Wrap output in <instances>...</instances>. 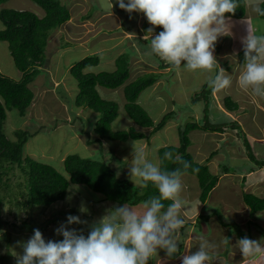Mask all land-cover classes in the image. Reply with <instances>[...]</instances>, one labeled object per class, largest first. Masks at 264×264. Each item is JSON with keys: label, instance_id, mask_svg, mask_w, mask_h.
Here are the masks:
<instances>
[{"label": "rangeland", "instance_id": "374dc122", "mask_svg": "<svg viewBox=\"0 0 264 264\" xmlns=\"http://www.w3.org/2000/svg\"><path fill=\"white\" fill-rule=\"evenodd\" d=\"M257 1L260 0H246V16L248 18L246 16L240 20L228 18L227 22L230 31L233 33L238 32L240 37L233 38V42L230 43L228 37H231V33L228 32L230 33L226 34L228 37H219L216 42L215 48L218 49V53H222L219 60H217L219 70L220 68L224 69L225 74L230 76L232 85L230 88L219 92L212 89L210 94L207 95L210 101V105H208L210 123L238 121L247 131L249 128L245 126V123L249 121L252 123V120H250L249 114H247V117L245 116L244 109H255L259 107L258 104H261L260 107L264 105V98L254 95L250 89L248 91L242 90L238 83L244 66V63L239 61L241 60L239 53L244 51L241 43L245 38L244 33H241V31L248 32V27L250 26L258 35L264 31V19L260 18L252 10L253 5L257 4ZM64 2L69 7L81 12L84 5H89L91 0H64ZM125 2L127 3V0ZM114 3L116 6L118 5L116 0H114ZM101 6V0H94V5L87 12L88 15H95ZM3 8L27 10L35 13L43 12V9L31 0H8L0 6V10ZM80 12L71 20L72 24H79L82 18V16H79ZM129 14L132 16L136 13ZM244 20L247 21L244 22ZM3 28L4 25L0 21V30ZM57 29L52 31L50 36ZM74 29L69 25H64L62 29L59 28L67 36H69L68 33L70 32L77 35ZM88 29V27H85V30ZM54 34L57 36L59 31ZM141 37H139L140 40H143L142 38L144 37ZM65 38L66 36L60 37V42L66 46L68 43L63 42L66 41ZM109 44L96 41L94 44L88 42L82 47L74 48V39V42L69 45V50L63 51L62 54L61 51L56 53L54 59H50L49 62H47L49 56L51 57L57 52L58 45L49 47L50 55H48L46 48V66L42 69L43 72L37 73L36 82L33 85H29L35 94L33 104L28 108L24 118L20 116L16 109L8 110L4 123V131L11 139L15 138L14 133L16 130L27 131L30 134V138L24 146L23 154L25 157L29 156L62 170L63 161L67 156L73 154L89 156L97 152L100 153V158L106 161L109 167L116 172L118 177L129 179L135 183L129 176L128 167L133 159V142L136 147L144 148L148 159L153 162L159 160L158 150L160 148L179 145L180 126L184 127L189 122L203 123V104H199V101L195 103V100H192L195 94L200 93L198 96L202 95V88L209 86L208 81L215 73L210 74L201 71L202 74H196V88L194 87V91L187 100L179 103L177 100L172 99L171 92L167 91L171 87V80L170 83H167V79L165 80L166 76H170V79H172L175 70L173 72L165 71L162 74L164 78H159L155 84L154 95H150L151 88H148L139 96V103L155 123L160 122L167 113L173 111L174 116L167 120L160 131L152 134L149 140L128 139L116 142L103 140L101 144L94 143L90 145L88 141L94 139V134L79 119V117L87 119L90 115H86V112L83 111H76L73 108V97L76 93V88L73 83L74 79L69 75L68 67L70 65L73 66L85 57L97 54L101 59L100 64L96 67H90L88 70L91 72L114 70L115 62H112L111 58L117 55L118 50L115 52L105 50L100 54H92L91 52L97 48H102L101 46H105L106 48ZM231 44H233L232 51ZM144 47L147 46L144 45ZM127 51L130 54L132 53L130 49ZM139 57L136 58L135 56L133 60V64L136 66L133 70L151 72L150 69L144 68V63ZM177 69L181 71L185 70L184 67ZM0 72L2 75L16 81L21 77L20 71L15 67L8 43L1 40ZM39 74L41 77H39ZM63 75H65V78L62 80L61 88L57 87L54 82H51L52 87L45 85V83L49 84L50 80L48 79L58 81L57 79H60ZM131 76L130 74V80H135L139 77L131 78ZM190 83L179 86L178 93L181 98L193 88V82L190 81ZM163 85L167 88L166 91H164ZM99 91L103 98L117 101L119 106L124 104L125 100L122 91L115 92L116 90L101 87ZM163 92L168 94L167 97L160 96V98H157ZM206 93L207 90L204 92V95ZM226 96H230L232 101L238 102L242 106L240 110L227 112L224 106ZM125 117L130 121L126 115ZM117 120L113 123V127L116 126ZM134 126L137 129L140 128L136 125ZM229 128L226 127L227 136H232L234 139H229V137H222L221 139L219 138V135H221L219 132H205L200 129L189 133L191 141L188 149L189 153L195 160L201 161L204 164H206V159L212 153H215L212 160L214 163L213 170L217 175H220V180L203 204L200 200L201 187L199 180L191 174L183 176V182L188 183V186L182 192V198L185 201V212L182 214L183 218H185V225L176 237L179 250L172 257H168L165 251L160 250L158 257L154 256L152 258L154 264H182L183 256L196 252L202 240L215 245V249H210V252L217 257L213 261V264H238L242 259L245 260L243 264H264V256L245 259L239 248L236 247L237 241L244 237H252L253 240L264 244V211L261 213L257 212L251 217L248 207L243 203V194L245 192H251L255 196L257 195V197H264V182H262L263 179L261 178L252 181L254 183L252 185H242V181L238 176L245 174L257 166L250 159V155L247 154L243 138L239 135H234L231 127ZM83 129H85L88 135L82 133ZM253 130L254 128H252ZM35 131L40 132L37 133ZM30 132L37 134L31 135ZM250 137H248L247 141L251 146L254 144L252 149L254 158L257 161H264V143H257L251 140ZM222 167L227 168L228 174L222 173ZM215 168L218 169L217 172ZM2 181L3 183L0 186V264H17V258L23 255L22 245L34 234V229H30V227H26L23 230L20 229L24 222L31 224L32 227H38L46 242L49 240L60 241L63 239V236L58 235L56 229L61 224H67V217L69 215L77 216L81 221L86 223L71 224L68 227L82 232L87 237L93 224L98 223L109 211L120 206L107 202L99 203L98 201H101L103 198L101 194L94 193L83 185L72 184L68 189L65 199L45 208L38 206L29 207L28 205H24L27 192L24 176L17 166L9 170ZM135 185L140 186L138 183H135ZM9 190L10 195H6ZM200 215L203 216L199 219ZM226 240L229 242L225 243Z\"/></svg>", "mask_w": 264, "mask_h": 264}, {"label": "trees", "instance_id": "16d2710c", "mask_svg": "<svg viewBox=\"0 0 264 264\" xmlns=\"http://www.w3.org/2000/svg\"><path fill=\"white\" fill-rule=\"evenodd\" d=\"M7 1L0 0V5ZM33 1L44 10L42 17L32 11H18L7 8L0 10V21L4 25V28L0 30V40L8 42L15 67L20 71V76L23 73V77L21 76L16 81L2 75L0 72V186L3 183V177L7 175L9 170L17 166L24 176L27 192L24 205H28L29 207L38 206L45 208L65 199L68 189L72 184L83 185L90 191L101 194L103 198L101 201H98L99 203L107 202L120 206L126 203L135 206L153 196H158V189L151 183H149L147 188H144L135 185L129 179L118 177L116 172L109 167L108 163L100 158V153L96 152L89 156H82V154L69 155L63 161V169L59 170L51 164L24 156V146L30 138V134L27 131L16 130L14 139H11L4 131L7 111L16 109L20 116L24 118L33 102L34 93L29 87V83L39 73L37 67L46 62L45 51L49 33L70 20L69 10L59 0ZM238 3L239 7L236 9L235 14H225L226 17L241 19L246 16L245 0H238ZM259 7L264 9V0L259 4ZM258 16L264 19V16L259 14ZM144 27L147 29L146 25ZM162 30V26L154 28V31L157 33ZM144 41L150 44V40ZM239 55H241V63H244V51L240 52ZM98 64V56L92 55L74 64L69 71L71 77L74 79L73 83L76 88V93L73 97V108L76 111L83 110V112H86V115H90L87 119L79 117L85 127H89L92 134H94V139L88 141L90 145L94 143L101 144L103 140L110 142L126 141L128 139L141 140L144 138L149 140L151 135L138 130L135 126H131L128 130H114L112 126L120 114V106L117 101L103 98L100 95V87L116 90L124 86L123 92L126 100L124 111L126 115L141 129H152V134L160 131L167 120L174 116L173 111L169 112L160 122L155 123L139 103L140 94L153 86L159 78L164 77L162 74H145L127 83L130 77V59L127 53L117 58V68L113 72L103 71L95 74L85 71L87 68L97 66ZM169 67L171 68V72L176 68L169 63L166 64L165 61H162L159 66L160 69ZM216 72H219V67L216 69ZM170 78V76H167V83H170ZM204 87L202 88V95L198 96L200 93H197L195 96L193 95L192 100H195V103L198 101L203 103V123L189 122L184 127L180 126L179 145L164 146L158 150L159 160L163 158L165 152L170 151L174 157L178 155L190 163L191 167L187 170V174L194 175L199 180L201 187L200 200L203 204L217 186L219 177L210 171L208 165L195 161L193 156L188 152V147L191 144L189 138L191 131L200 129L206 132H223L224 128L229 126L237 131V135L243 138L250 159L259 167L264 165V161H257L254 158L251 145L247 141L242 126L237 121L210 123L208 113L210 101L207 95L210 94L213 88L210 86H208L209 88ZM206 90L207 93L204 95ZM224 106L229 112H236L240 108L238 102L232 101L230 96L225 97ZM37 133H31V135ZM82 133L88 135L85 129L82 130ZM162 167L165 170L172 171L182 168V165L165 160ZM193 168H198L199 171L193 172ZM6 195H10V190ZM243 200L250 208L251 216H254L259 211H264V198L244 193ZM164 203L167 206L171 202L164 201ZM202 216L200 215L199 219ZM26 227L38 229V227H32L27 222H24L20 229L23 230ZM148 264H154L153 259Z\"/></svg>", "mask_w": 264, "mask_h": 264}, {"label": "clouds", "instance_id": "9594fccd", "mask_svg": "<svg viewBox=\"0 0 264 264\" xmlns=\"http://www.w3.org/2000/svg\"><path fill=\"white\" fill-rule=\"evenodd\" d=\"M59 1L69 10L63 0ZM101 3L112 10V0H101ZM116 3L128 13H143L153 26L148 29L149 33L156 26H162V31L150 37L144 55L159 57L176 68L183 65L187 71L215 73L208 83L217 92L231 87L232 80L224 69L220 68L216 72L219 64L214 51L218 38L229 32L228 17L225 14H235L239 7L238 0H127V3L125 0H116ZM252 10L264 16V9L259 4L253 5ZM37 14L42 17L44 10ZM228 38L230 42L231 38ZM242 43L245 62L239 76V86L242 90L250 89L254 95L264 98V34L258 35L248 27V34ZM42 66L37 67L39 72ZM243 132L248 140L249 134L244 129ZM132 155L133 159L128 166L130 178L144 188L151 183L158 189V196L136 207L127 203L115 207L91 226L87 237L68 227L71 224L86 223L72 215L67 217V224H61L56 229V233L63 236L60 241L46 242L41 231L34 229L33 236L22 245L23 255L17 258V264H148L154 256H158L160 250L165 251L168 257L176 254L179 250L176 237L185 225L182 216L185 212L183 176L191 165L178 155L174 157L170 151L165 152L162 159L153 162L148 159L146 150L136 147L134 142ZM213 156L215 153L210 158ZM165 160L179 163L182 168L165 170L162 167ZM253 163L257 166L255 168H264V165L259 167ZM222 168V173L228 174L229 171ZM192 171L198 172L199 169L193 168ZM164 201L171 203L165 206ZM236 247L245 259L264 256V244L248 237L239 239ZM210 249H215V245L202 240L196 252L183 256L182 264H213L217 257Z\"/></svg>", "mask_w": 264, "mask_h": 264}, {"label": "crops", "instance_id": "0c3cea01", "mask_svg": "<svg viewBox=\"0 0 264 264\" xmlns=\"http://www.w3.org/2000/svg\"><path fill=\"white\" fill-rule=\"evenodd\" d=\"M262 1L263 0L257 1V4H260ZM62 2L64 4H66L64 2V0ZM245 2H246V0H245ZM112 3H113L112 10L109 7L107 8L105 6H101L100 8H98V11L93 16L88 15L87 12H88V10H90L92 5H94V0H91L89 5L85 4L83 7V10L81 12L79 10H75L74 8H71L68 6L69 13H70V20L67 21L66 23H64L63 25H61L59 28L62 29L64 25L65 26L69 25L71 28H75L74 31H76L77 35H75V33L70 32V33H68L69 36H67V34H65L63 31H60L59 28L57 29V31H59V34H57V36L54 34L57 31L54 32L51 36L49 35L47 46H46L48 55H50L49 54V47L57 46V45L58 46H57V52H55L51 57L49 56V59L47 62H49L50 59L51 60L54 59V55L56 53H59L61 51V54H62L63 51L65 52L66 50H69V48H70L69 45H71V43L74 42V39H75L74 48L82 47V46L86 45L88 42H90L91 44H94V42H96V41H100L102 43H110L109 45H107L106 48H105V46H101L102 48H100V49L97 48V49H95V51H91L92 54H94V53L100 54L101 52H104L105 50L108 52H112V51L115 52L116 50H118L117 55L115 57L111 58V61L115 62V69L111 70V71H107V72H113L116 70L117 58L119 56H121L122 54H125V53L128 54L129 59H130V74L132 75L131 78L132 77H138V76L145 75V74H149V73L164 74L165 71H167V70L171 71V68H165V69L159 68L160 63L162 61H164V60L160 59L159 57H156V56L148 57V56L144 55V52L147 49V47H144V45H146V46L148 45L147 43H145L144 40H150L151 36L158 34L155 31H153L152 33L148 32L147 29L148 28L150 29L152 25L149 24L146 17L144 16V14L140 13V12H135L136 14L131 16L128 12H126L125 10H122L119 7V5L116 6L114 3V0H112ZM78 12H80L79 16L80 17L82 16V18L80 20L81 23L79 21V24H77V23L72 24L71 20L75 18V16L78 14ZM246 15H247V13H246ZM256 15H258V14L256 13ZM130 17H132L131 20H129ZM228 18H230V17H228ZM230 19H234V18H230ZM234 20H240V19H234ZM245 21H247V20H244V22ZM144 25L147 26V29L144 27ZM85 27H88L89 29L85 30ZM250 28H251V26H250ZM229 32L231 33V34L228 33L231 35L230 43L233 42V38L240 37L238 32L233 33L230 31V29H229ZM241 33H244L245 37L248 34L247 31H244V32L241 31ZM62 36L63 37L66 36V38H65L66 41H63V42L68 43V45L65 46L60 42V37H62ZM141 36L144 38H142ZM223 36H226V35H223ZM139 37H141L143 40H140ZM241 46L244 48L242 43H241ZM230 47L233 49V44H231ZM128 49L132 50L131 54L127 51ZM221 54L222 53H218V49L215 48L214 55H215L217 60H219V58L221 57ZM95 56H98V55L96 54ZM135 56H136V58H138L140 56L139 59H141L143 61L144 68L150 69L151 72H139L136 69L133 70V68H136V66L133 64V60L135 59ZM98 58H99V64H100L101 59L99 56H98ZM221 61H223V60H221ZM45 63L43 64L41 69H43L46 66ZM166 64H167V62H166ZM71 67H72V65H70L68 67L69 71H70ZM94 67H96V66H94ZM181 67H183V65ZM89 68H87L85 71L91 72L90 70H88ZM156 69H157V71H156ZM66 71L68 72V70H66ZM153 71H156V72H153ZM201 71L204 73H207L204 70H196V71L184 70V71H181V70H178L177 68H175V73H173L174 77L172 79H170L171 80V83H170L171 87L169 89H167L163 85L164 91H166V89H167V91L169 93L171 92L172 99L177 100L179 103L184 102L185 100H187L189 98V96H191L190 94L194 91V87L196 88L197 80H196L195 76H196V74H202ZM40 72H43V70H41ZM100 72H103V71L101 70V71H97V72H93V73L97 74ZM69 75H70V72H69ZM21 76H22V74H21ZM39 77H41L40 74H39ZM36 78H37V76L33 79V81H31L29 83V85L30 84L33 85V83L36 82ZM64 78H65V75H63L60 79H57L58 81H55V79H53V80L48 79V80H50V82H49V84L45 83V85L47 87H49V86L52 87L51 82H54L57 87L61 88L62 80H64ZM161 78H164V77H161ZM166 79H167V76L165 77V80ZM129 80H130V77H129L127 83L134 81V79H132L130 81ZM190 81L193 82V88L190 89L189 92H187L183 98H181L179 96V93H178L179 86L180 85L182 86V84H186V83L189 84ZM155 84L153 86L149 87V88H151L150 95H154V91L156 89ZM29 87L32 89L31 86H29ZM123 90H124V86L119 87L118 89H116L115 92L122 91V94L124 97ZM33 93H34V91H33ZM167 95L168 94H165L163 92V93H160L157 98H160V96L167 97ZM34 99H35V94H34L33 101H34ZM124 100H125V97H124ZM125 103H126V100L124 101V104L122 106H120V114L117 118L118 119L117 124L115 127L112 126V128L114 130H128L131 126L135 125L131 121V119L126 115V113L124 111ZM32 104H33V102H32ZM199 104H203V103L199 102ZM258 105H259V107L255 108V109H252V108L244 109L245 116L247 117V114H249V117H250V120H252V123L250 121L246 122L245 126L248 127L249 129L247 131L244 128L243 129L246 133L249 134V136L255 137V138H253L255 140H253V139H251V140L256 141L257 143H264V105H262L261 107H260L261 104H258ZM241 107L242 106H240V108ZM240 108H239V110H240ZM248 110L251 112L249 113ZM80 111H83V110H80ZM170 111H172V109H170ZM125 115L128 117V119H130V121L126 119ZM252 128H254L253 131H252ZM138 130L144 131L147 135H150V134L152 135V129H141V128H139ZM251 132H253V134H251ZM233 133H234V135L235 134L237 135L236 131H233ZM219 134L222 135V136L219 135V138H221V139H222V137H229V139L230 138L234 139L232 136H227L228 135L227 129L224 130V133L219 132ZM144 139H147V138H144ZM114 142H116V141H114ZM253 145L254 144H252V146H251L252 149H253ZM189 147H188V149H189ZM212 160H213V157H211L210 159H206V164H208L210 166V171L213 174H216L213 170L214 163L212 162ZM195 161H197V160H195ZM197 162L202 163L201 161H197ZM217 170L218 169H216V172H217ZM225 176H227V175H225ZM238 178L241 179L242 185L243 184L244 185L245 184L252 185V184H254V183H252V181H254L255 179L258 180L261 178L263 179L262 182H264V170L253 167L251 170H249L245 174H241L240 176H238ZM187 186H188V183H184V190H186ZM243 203H244V200H243ZM245 206H246V204H245ZM246 207H248V206H246ZM236 250L238 251V249H236ZM244 262H245V260L242 259V261L238 264H243Z\"/></svg>", "mask_w": 264, "mask_h": 264}]
</instances>
